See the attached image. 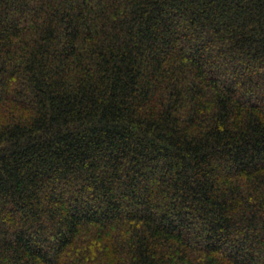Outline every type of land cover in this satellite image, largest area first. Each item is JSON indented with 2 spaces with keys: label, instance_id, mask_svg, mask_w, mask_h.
Segmentation results:
<instances>
[{
  "label": "trees",
  "instance_id": "obj_1",
  "mask_svg": "<svg viewBox=\"0 0 264 264\" xmlns=\"http://www.w3.org/2000/svg\"><path fill=\"white\" fill-rule=\"evenodd\" d=\"M0 264H264V0H0Z\"/></svg>",
  "mask_w": 264,
  "mask_h": 264
}]
</instances>
